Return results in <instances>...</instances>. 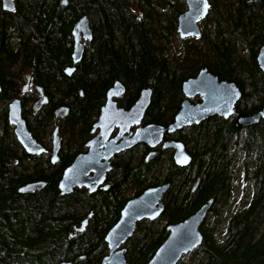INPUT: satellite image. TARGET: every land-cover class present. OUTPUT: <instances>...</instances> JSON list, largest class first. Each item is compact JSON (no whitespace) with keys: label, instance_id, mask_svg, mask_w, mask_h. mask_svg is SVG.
<instances>
[{"label":"trees","instance_id":"16d2710c","mask_svg":"<svg viewBox=\"0 0 264 264\" xmlns=\"http://www.w3.org/2000/svg\"><path fill=\"white\" fill-rule=\"evenodd\" d=\"M209 1L207 67L220 80L241 88L244 98H249L243 112H257L262 105L255 99L264 101V72L257 60L264 46V0ZM184 7V0H16L15 11L6 12L0 1V245L4 250L0 264H102L109 249L105 236L119 216L127 188L139 190L162 180L170 183L163 217L137 224L126 244L129 264H147L167 239V225L185 220L211 199L213 219L201 228L202 244L177 264H264L263 119L245 127L222 117L202 123L196 127L195 150L189 148L193 157L186 170L175 164L171 152H165L161 162L159 158L149 163L122 160L119 167L125 182L122 192L115 189L117 194L110 190L89 195L77 190L62 195L60 174L78 147L70 148L57 168L51 164L50 173L36 168L33 179L47 180L42 191L27 197L23 206L11 204L17 195L13 187L31 177L18 176L9 165V145L18 144L8 119L9 105L25 69L33 72L49 95L57 94L52 107L69 108L62 127L70 142L88 135L108 89L117 80L131 94L150 88L147 120L164 123L177 110L182 83L195 69L192 64L204 63L206 56V45H190L180 64L167 52L178 36ZM83 16L89 18L93 37L82 59L74 63L72 30ZM68 67H74L71 75L66 73ZM22 105L23 117L36 137L53 128L51 107L45 119L40 113L34 115L28 102ZM239 148L249 159L256 157V189L249 204L228 218L226 232L219 236L224 212L218 207L227 205L232 195ZM7 171L9 177L3 175ZM91 213L81 236L71 237L73 224L80 225Z\"/></svg>","mask_w":264,"mask_h":264},{"label":"water","instance_id":"95a60500","mask_svg":"<svg viewBox=\"0 0 264 264\" xmlns=\"http://www.w3.org/2000/svg\"><path fill=\"white\" fill-rule=\"evenodd\" d=\"M3 2L6 10H15L14 0H3ZM186 2L188 9L179 16L177 31L182 39L188 37L199 38L202 35L199 24L210 13L211 3L209 0H186ZM72 34L75 41L72 57L74 62L77 63L82 59L85 50V45L82 40H89L93 37L87 16H83L76 22ZM257 60L260 68L264 72V46L260 48ZM73 71L74 67H68L66 69L68 75H71ZM124 88V85L120 81H117L109 90L108 101L102 109L101 126L118 124L125 130L127 126L138 123L151 104L152 90L145 88L138 101L130 110L118 109L113 97L125 91ZM26 89L27 86L24 90ZM183 89L188 97H193L198 94L201 95L202 102L191 104L186 100L177 114L174 123L167 127L150 124L144 128H140L137 130L134 138L131 139L132 144L138 141H144L150 144V146H157L163 140L166 132H173L187 125L199 123L214 115L229 118L239 113L236 119L238 127L257 124L260 120L264 119V106L256 113L239 112L237 104L243 96L241 88L233 81L220 80L217 75L209 71L208 67L202 68L196 77L186 80L183 83ZM39 91L42 96L35 102V110H39L48 101L47 96L42 93L41 88H39ZM68 112L69 108L63 106L57 110L56 114L57 116L63 117ZM9 121L16 126L15 133L17 138L29 154H41L44 152L43 146L36 141L27 127L19 99L14 100L10 104ZM55 136L56 155L54 154L53 156L54 162L57 161L56 156L59 147L57 130L55 131ZM164 147H173L176 149L175 161L177 165L186 167L190 163L192 157L186 152L183 143L166 140ZM154 154V152L151 153L148 159L154 156ZM96 159L93 151L89 154L78 156L63 173L60 180V189L62 192L70 193L76 186H87L91 192L94 191L95 187L91 184L92 180L87 178L86 175L95 170L94 166H98L99 161ZM43 185H45L43 182L29 183L20 188V191L22 193L34 192L42 188ZM169 186L170 183H165L150 187L141 196L127 202L122 210L120 219L105 236V242L109 247V254L104 257L102 264H129L126 259L127 247L125 244L134 235L139 221L144 219L155 220L163 214L165 208L163 198ZM212 204L213 199L202 205L185 220L167 225L166 228L169 232L167 239L156 250L147 264H177L184 255L198 248L204 238L201 228L207 220ZM87 221L88 219L83 222L79 231L84 230ZM60 264L70 263L62 262Z\"/></svg>","mask_w":264,"mask_h":264},{"label":"flooded vegetation","instance_id":"af4514ba","mask_svg":"<svg viewBox=\"0 0 264 264\" xmlns=\"http://www.w3.org/2000/svg\"><path fill=\"white\" fill-rule=\"evenodd\" d=\"M0 1L2 4V9L4 11H6V12H14L15 11V10H13V11L6 10L4 8L3 0H0ZM14 2H15V6H16V0H14ZM15 9H16V7H15ZM201 22H203L204 30H205L204 32H202L203 33L202 35H204L205 42H206V44H205L206 45L205 61H204V63L199 64V65L192 64L193 66H195L194 67L195 69L192 72V74L183 81V83L186 80H189L191 78L196 77L202 68H204V67L207 68V16L204 17ZM191 38H195V37H188V38H185V40L191 39ZM89 40H82L84 42L85 46ZM74 44H75V41H74ZM72 59H73V57H72ZM183 60H186V59L181 58L178 63L180 64ZM73 62H74V60H73ZM29 75H30V77H28ZM23 79H24V84L22 85ZM117 81H119V80H117ZM117 81H115V83ZM183 83H182L181 94L178 98L177 110L175 111V113L173 115H171L170 120H165L164 123H157V122H153V121L149 122L147 120V113L150 109V105H149V107L145 111L141 120L138 123H134L130 126H127V128L125 127L126 128L125 130H123L121 125H118V124H114L112 126L111 125L110 126L109 125L108 126H103V125L101 126L100 125L102 109L108 101V92L114 86V84H113L112 87L109 88L107 93H106L105 101L103 102V104L100 108L99 114L96 116V118H95V120H94V122L90 128L88 135H86V137L79 138L80 141L74 140V141L70 142V140L68 139L69 138L68 135H66L64 133L63 127H62L63 126L62 124L65 123V119L67 118L69 112L66 116H63V117L57 116V114H56L57 110L59 108L65 106V105H60L59 107H56V106L52 107L51 105H52V103H54V99L56 101L55 97L57 96V94L50 93V94H53V96L49 95V93L44 90L43 86L35 81V78H34L32 71L23 72V76H20V79H19V90L17 91V93L14 94V97L12 98L10 104L16 99H19L21 101V106H23L22 104L24 102H28L32 107L33 114L37 115V113H40L41 115L45 116L44 117L45 119L48 116L47 115V110H48L47 108L51 107L54 110L53 111V117H52L53 118V123H52L53 128H51L48 132L40 133L39 136L36 137V135H34V133H32L30 131L28 124H27V127H28L29 131L31 132L32 136L44 148V152H42L41 154H38V153L29 154L24 149V147L21 145V143L19 142V140L17 138V135L15 133L16 126L9 121L10 124L12 125L13 132L15 133V138H16L17 143H18L17 145H16V143L13 145L12 144L9 145V148L12 149L11 155L9 157V165L11 164L14 167L15 173L18 176L21 174L23 176H28V177L31 176L30 179L26 180L25 183H23L19 186L15 185L13 187V189L15 188L17 190V195H16L13 203H11L12 206L15 205V207H18V206L25 205L27 203L25 201L27 199V197H29L30 195H34L37 192L42 191L47 186V180L46 179H37V180L33 179L36 168H38L39 170H43L45 174L50 173L51 172V164L54 165L55 168H57L58 167L57 164H59L62 161L63 157H66L70 148L78 147L77 151L73 152L74 154L71 153V154H73L72 155L73 159L70 161V163L66 164L62 168V171L60 174V179L58 181V188H59L62 195H70V194H73L77 190L84 191L89 195L95 194V193H100V192H108L110 190L115 191V189H119V191L122 192L123 187H124V182H125V180L123 178V169H121V167H119L122 160L126 161L127 159H131V162H132L135 160L139 161V160L143 159L146 163H149L150 161H153L156 158H159L160 159L159 161L161 162L164 159V157H163L164 153L165 152H168V153L171 152L172 157L174 159V162L177 165V163L175 161L176 149L173 147H167V148L164 147L166 140L183 143L185 145L186 152H188L191 155V157H193V155L190 152L191 150H189V148L192 149V151L195 150V148H193V146L195 145V143H194L195 142V136L194 135H195L196 127H198L202 123H207V120H210L213 117H222V118H225V117L220 116V115H214L210 118H206L205 120H203L199 123H193L191 125H187L181 129H177L173 132H166L163 140L157 146H154V147L150 146V144H148L144 141H138V142L132 144V140H131L132 138H134L138 129L144 128L150 124H158V125H162V126L167 127V126L171 125L172 123H174L176 120L177 114L181 110L183 103L186 100H188L191 104H198V103L202 102V97L199 94L196 96H193V97H188L185 94V91L183 89ZM26 86H27V89L24 90V88ZM124 87H125L124 88L125 91H123L119 95L114 96L113 100L117 103L118 109H123V110L128 111L138 101L143 89L148 88V87L141 89L140 92H138V93H132V94L126 88L125 85H124ZM39 88H41L42 93L45 96H47L48 101L45 104H43L39 110H35L34 104L42 96L41 92L39 91ZM152 96H153V94H152ZM257 100L259 102L257 104H261L262 108H263L264 101L262 99L256 98L254 102H257ZM151 101H152V98H151ZM244 105H249V98L245 99L244 96H242L241 100L237 104V108L239 109V112H243L242 106H244ZM246 109H250V106H248V107L246 106ZM9 110H10V105H9ZM260 110L261 109H259V111ZM259 111H257V112H259ZM245 113H249V112H245ZM254 113H256V112H254ZM22 114H23V109H22ZM238 114L232 115L231 117L225 118V119H233L236 121ZM8 119H9V113H8ZM25 121H26V119H25ZM26 123H27V121H26ZM56 130H57V135L59 137V147L57 149V156H56L57 161L54 162L53 156L55 154V137H56L55 131ZM0 132L2 133L3 130L0 129ZM91 143H93V145H91ZM91 151H93L95 157L98 159L99 162H98V166H94L95 170H93L89 174H87L86 177L92 180L91 184H92V186L95 187V190L91 192L90 188L87 186H82V187L76 186L70 193H63L62 190L60 189V180L63 176L64 171L67 169V167L69 165H71L75 161V159L78 156L89 154ZM153 152L155 153L154 156H152L151 158L148 159V156ZM35 159H38L39 162L37 163ZM191 162H192V159L186 167H182L179 165H177V166L179 168L186 170L189 167V165L191 164ZM97 167H98V169H97ZM106 167H108V168L105 169ZM104 170H106V171L104 172ZM3 175L4 176L7 175L9 177L11 175V173L9 171H7V173H4ZM33 182H43V183H45V185H43L42 188L37 189L34 192H30V193H22L20 191V188H22L23 186H25L29 183H33ZM197 182L199 183V181H197ZM165 183L166 182H164L162 180V181H160V183L158 185L165 184ZM196 183L193 186V190H195L198 186V184L196 185ZM158 185H154V186H150V187H155ZM233 186H234V184L232 183V188H233ZM150 187L140 188L139 190L136 189L134 186L127 188V191H126L127 194L125 195V200H124L122 207L120 209L119 216L117 217L115 222H113V224L109 227L108 230H110L117 223V221L120 219L122 210L125 207V205L127 204V202L133 198H137V197L141 196L145 192V190H147ZM115 193L117 194L116 191H115ZM166 194H167V192L165 193L164 198H165ZM164 198H163V202H164ZM162 215L155 220L162 219V217H163ZM92 216H93V214L91 213L87 217H84L81 220L80 225L73 224V229L70 232V236L73 238L81 236V234L86 230ZM86 219H88V221H87V224H86L84 230L79 231V228L82 226L83 222ZM155 220L144 219L142 221H155ZM142 221H139L138 223H140ZM1 224H2V220L0 218V235H1ZM0 253H1V255L4 254V250H3V247L1 245H0ZM108 254H109V249L107 251V255ZM69 263L71 264L72 262L70 261ZM16 264H23V263L18 262ZM58 264H60V263H58Z\"/></svg>","mask_w":264,"mask_h":264},{"label":"rangeland","instance_id":"374dc122","mask_svg":"<svg viewBox=\"0 0 264 264\" xmlns=\"http://www.w3.org/2000/svg\"><path fill=\"white\" fill-rule=\"evenodd\" d=\"M217 1L220 3L222 2V0H217ZM184 2H185L184 11H186L188 9V6L186 0H184ZM199 26L201 28V31L204 32L205 30H204L203 22H200ZM205 44L206 42L203 35L199 38H191L185 40L180 38L178 34V36L173 38V40L167 47V52L169 55L172 56L174 55L178 63L182 58V56L184 55L186 49L189 48L190 45L192 47L196 46L197 48L198 47L200 48ZM241 50L242 52L245 51L243 47L241 48ZM25 72H30V71L28 69H25ZM21 76H23V74ZM23 84H24V79L22 85ZM236 157H237L236 159L237 162L235 163V168L232 174V183L234 184L232 195L227 205L218 207V209L224 212V218H222L220 228L217 232L219 236L224 235V233L226 232L228 218L234 213L244 209L249 204L256 189L255 185L257 184V182L253 174V169H255L256 166L255 164L256 157H251L249 159L248 155L245 152H243L241 148L238 149V152L236 153ZM212 214L208 215L207 222L208 221L210 222V219H213Z\"/></svg>","mask_w":264,"mask_h":264}]
</instances>
